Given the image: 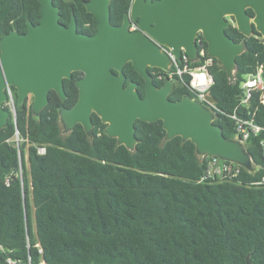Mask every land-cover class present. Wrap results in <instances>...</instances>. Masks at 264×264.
I'll list each match as a JSON object with an SVG mask.
<instances>
[{
  "label": "trees",
  "instance_id": "trees-1",
  "mask_svg": "<svg viewBox=\"0 0 264 264\" xmlns=\"http://www.w3.org/2000/svg\"><path fill=\"white\" fill-rule=\"evenodd\" d=\"M9 0H0V12ZM9 15L0 22V41L11 31H26L39 22L37 0H10ZM87 0H52L59 22L71 16L77 31L92 35L96 19L86 12ZM133 0H110L111 23L120 25ZM252 15V11L248 10ZM244 52L236 58L230 82L214 59L208 71L213 83L208 94L221 113L213 123L224 138L237 139L238 115L251 116L264 128V105L254 93L247 106L236 100L246 76L262 66L264 45L255 31L244 37L225 30ZM198 48L207 49L201 36ZM198 66V63H192ZM157 87L166 73L148 69ZM126 84L134 82L140 97L144 82L130 63L123 68ZM71 80H64L65 101L51 91L48 104L34 115L30 104L17 108L0 129V257L12 264H264V160L260 142L264 131L250 136L244 149L251 168L239 166L229 181L201 180L205 165L191 141L166 140L161 121L135 122L134 150L117 145L103 132L105 124L92 114L93 129L80 125L63 133L59 110L77 100ZM185 80L189 78L186 76ZM193 97L175 80L171 101ZM16 137L19 139L16 140ZM35 146L45 147L39 155Z\"/></svg>",
  "mask_w": 264,
  "mask_h": 264
},
{
  "label": "water",
  "instance_id": "water-1",
  "mask_svg": "<svg viewBox=\"0 0 264 264\" xmlns=\"http://www.w3.org/2000/svg\"><path fill=\"white\" fill-rule=\"evenodd\" d=\"M37 1L39 22H27L23 34L11 31L0 41V129L10 117L4 109L7 87L16 88L19 105L31 95V110L39 115L48 104L49 92L65 101L63 80H69L72 72H82L83 77L75 83V104L59 111L66 131L78 124L89 135L91 115L95 114L106 124V136L134 150L135 122L161 121L166 140L178 136L191 141L198 156L217 157L251 168L244 145L239 139L224 138L209 109L188 95L179 101L169 100L175 81L166 77L157 87L148 69L169 71L170 59L160 46L170 49L176 59L183 52L196 62L200 34L207 44V55L217 61L232 82L236 58L244 52L245 45L233 41L225 30L234 24L238 33L250 37L254 29L264 45V0H133L119 26L111 24L110 0H87L86 12L97 21L91 36L77 31L74 16L67 26L61 24L52 0ZM11 8L9 0L0 12V22ZM246 9L253 12V17L247 15ZM131 22L136 24L134 31L129 30ZM127 63L144 82L143 97L136 83H125L123 67ZM206 99L216 104L211 95ZM0 264L11 263L0 257ZM245 264H252L250 254Z\"/></svg>",
  "mask_w": 264,
  "mask_h": 264
},
{
  "label": "built area",
  "instance_id": "built-area-1",
  "mask_svg": "<svg viewBox=\"0 0 264 264\" xmlns=\"http://www.w3.org/2000/svg\"><path fill=\"white\" fill-rule=\"evenodd\" d=\"M134 28L135 26L133 25L131 30ZM160 48L168 55L171 62L169 71L166 72V76L174 81H178L179 84L186 86L192 93V98L209 109L214 116L216 113H221L216 104L210 103L206 99V96L209 95L208 90L213 83L208 69L214 60L212 57L207 55L206 50L198 48L197 60L196 62H191L189 57L183 52L181 57L176 59L170 49L162 46H160ZM192 63H198V66L194 67L192 66ZM186 76L189 78L188 81L185 80ZM157 78L159 80L162 78L164 79L163 76H158ZM254 93H260L259 102L264 105V77L262 66H259L254 74L246 76L245 80L240 84V94L242 96L239 100V106H247ZM6 94L7 100L4 105L9 111L10 116L15 118L14 100L8 87L6 88ZM240 116L241 115L236 113V110L231 115H228L230 119L235 121L236 137L242 144H244L250 136H257L259 133L264 131L263 127L254 123L252 116L249 119H245L243 116V118L240 119ZM16 140L18 141L19 139L16 137ZM35 148L37 154L43 155L45 153V147L35 146ZM260 153L264 160V139L260 142ZM198 157L205 165L204 175L201 179L202 181H229L237 178L239 175V165L235 163L224 161L217 157ZM257 184L264 185V176Z\"/></svg>",
  "mask_w": 264,
  "mask_h": 264
},
{
  "label": "flooded vegetation",
  "instance_id": "flooded-vegetation-1",
  "mask_svg": "<svg viewBox=\"0 0 264 264\" xmlns=\"http://www.w3.org/2000/svg\"><path fill=\"white\" fill-rule=\"evenodd\" d=\"M248 10H250V9H246V13H247V15H249L250 17H253V12H252V15H250L249 13H248ZM124 18V17H123ZM227 20H232V18L231 17H227ZM123 21V20H122ZM112 24V23H111ZM122 24V23H121ZM120 24V25H121ZM114 25V24H113ZM135 26V28L134 29H132L131 30V27L132 26ZM115 26H119V25H115ZM230 26H233V27H235V25L234 24H231ZM129 30L130 31H134V30H136V24L134 23V22H131L130 23V25H129ZM255 32V30L253 29V31H252V35H253V33ZM80 33H82V32H80ZM95 33V32H94ZM93 33V34H94ZM21 34H23V33H21ZM85 34V33H84ZM92 34V35H93ZM87 35H89V34H87ZM89 36H91V35H89ZM200 36V34H198V37ZM197 37V38H198ZM197 41V40H196ZM124 68V67H123ZM74 73H76V79H75V81H74V85H75V83H76V81L77 80H79V79H81L82 77H83V73L82 72H72V74H71V78L69 79V80H71L72 79V75L74 74ZM64 80H68V79H64ZM64 80H63V83H64ZM76 87V86H75ZM9 89H10V91H11V93H12V96H13V100H14V106H15V114H16V110H17V108H19V109H22L23 108V104L24 103H27V104H30V106H31V103H32V101H33V97L31 96V95H27L26 97H25V100H24V102H23V104H21V105H19L18 103H17V101H18V97H17V90H16V88L14 87V86H9L8 87ZM63 90H64V87H63ZM51 92V91H50ZM49 92V93H50ZM55 93V92H54ZM65 93V92H64ZM77 95H78V90H77ZM49 96V95H48ZM58 97V96H57ZM77 98H78V96H77ZM66 100V99H65ZM61 101V100H60ZM75 104V103H74ZM72 107V106H71ZM70 107V108H71ZM4 109H6V107H5V105H4ZM63 109V108H62ZM7 110V109H6ZM61 110V109H60ZM59 110V111H60ZM32 111V110H31ZM33 113V112H32ZM91 117H92V115H91ZM59 124H60V126H61V128H62V131L63 132H65V133H68L69 131H66L65 130V128H64V126H63V123H62V121H61V119H60V116H59ZM91 124H92V122H91ZM78 125V124H77ZM106 125V124H105ZM76 126V125H75ZM74 126V127H75ZM106 127V126H105ZM74 129V128H73ZM92 129H93V124H92ZM92 129H91V132H92ZM103 132H104V129H103ZM91 134V133H90Z\"/></svg>",
  "mask_w": 264,
  "mask_h": 264
},
{
  "label": "rangeland",
  "instance_id": "rangeland-1",
  "mask_svg": "<svg viewBox=\"0 0 264 264\" xmlns=\"http://www.w3.org/2000/svg\"><path fill=\"white\" fill-rule=\"evenodd\" d=\"M65 134V132H63Z\"/></svg>",
  "mask_w": 264,
  "mask_h": 264
}]
</instances>
